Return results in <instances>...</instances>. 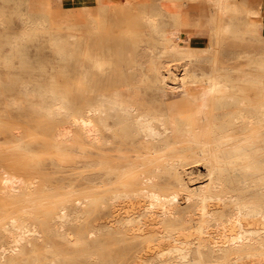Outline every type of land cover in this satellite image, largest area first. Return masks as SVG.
Instances as JSON below:
<instances>
[{
	"label": "bare ground",
	"instance_id": "1",
	"mask_svg": "<svg viewBox=\"0 0 264 264\" xmlns=\"http://www.w3.org/2000/svg\"><path fill=\"white\" fill-rule=\"evenodd\" d=\"M210 2L219 18L229 16L224 30L233 31L235 22L240 21L237 3ZM128 3L132 0L99 2L105 10ZM152 16L144 14L143 19L155 29ZM173 19L177 20L175 16ZM263 19L259 8L247 9L241 20L245 28L237 29L238 33H252L264 40V33H259ZM93 32L89 28L85 33ZM71 36L78 45L84 33ZM164 38L175 39L171 48L179 52H189L193 40L190 35L174 32L165 33ZM50 44L51 51L64 58L68 41L54 37ZM82 53L91 57L86 47ZM254 61L255 66L264 67V56ZM94 62L101 68V59L95 58ZM220 69L200 74L185 69L178 76L177 85L169 84L170 92L180 91L179 98L190 108L187 121L181 120L173 105L140 109L137 97L141 94L137 93L127 97L119 92L100 94L94 101L73 109L63 94L38 91L24 84L22 91L29 98L28 107L59 122L55 139L80 153L91 148L100 152L92 151L91 156L104 155L102 162L92 157L87 159L96 167H104L103 177H92L102 184L104 192L85 191L81 197L87 200L80 202H104L109 208L108 217L102 225L95 224L85 232L71 227L78 216L72 217L62 208L53 233L66 244L79 246L87 243V236L97 240L104 231L116 232L120 241L135 247L132 264H264V137L259 136L260 130L256 136H234L236 126L248 123L247 118H256L253 122L264 126V82L246 78L248 84L261 87L258 100L244 103L253 110L238 109L231 113L230 121L216 122L211 108L248 101L251 92L237 85L224 71L225 67ZM34 97L39 100H33ZM245 129L254 130L252 125ZM179 143H184L180 148L192 150L189 158H182L183 153L176 152ZM195 162L197 169L185 167ZM138 170L143 180L141 185L131 180ZM33 196L27 193L22 199ZM27 205L0 226V245L10 252L9 255L0 252V262L13 261L14 253L27 244L30 264H71L66 254L48 242L47 235L39 234L33 221L40 219L32 216L37 209ZM137 237L142 244L139 248ZM39 241L43 244V254L38 251ZM83 255L96 258L92 251Z\"/></svg>",
	"mask_w": 264,
	"mask_h": 264
},
{
	"label": "rangeland",
	"instance_id": "2",
	"mask_svg": "<svg viewBox=\"0 0 264 264\" xmlns=\"http://www.w3.org/2000/svg\"><path fill=\"white\" fill-rule=\"evenodd\" d=\"M100 1L0 0V226L10 215L19 213L21 206H35L37 211L32 216L40 219L33 221L39 234L47 235L48 242L68 256V263L132 264L135 247L120 241L116 232L104 231L97 240L87 236V243L79 246L66 244L53 233L62 208L70 216H78L71 227L85 232L95 224L102 225L108 217L109 208L104 202H80L87 200L81 197L85 191L104 192L102 184L92 180L96 175L103 177L104 167L87 162L91 157L102 162L104 155L91 156L92 151L100 153L91 148L80 153L55 139L59 122L28 107L29 98L22 91L23 85L38 91L61 93L73 109L94 101L100 94L119 92L127 97L137 93L141 94L137 97L140 109L173 105L174 112L182 121H187L190 108L179 98L180 91L170 92L169 84L176 82L177 85L178 76L185 69H194L200 74L219 71L222 66L237 85L251 91L248 101L211 108L213 120L230 121L231 113L238 109L253 110L244 103L249 104L261 96L260 86L244 80L250 77L264 82V67L254 65L256 57L264 56V40L252 33H238L237 29L245 28L241 21L245 11L261 9L262 0H233L238 5L240 19L235 22L233 31L224 30L229 16L219 18L210 0H199L200 18L195 26L207 29V38L196 46L191 40L189 52L172 50L175 39L164 38L165 33H173L179 24L162 11L160 5L165 0H132L109 10L102 9ZM144 14L153 15L155 29L147 25ZM38 22H42L41 25ZM183 25L189 23L186 21ZM89 28L94 32L86 35ZM79 32L84 33V37L77 45L71 34ZM54 37L68 41L64 58H58L51 51L50 41ZM84 47L91 57L83 55ZM95 58L101 59V68L95 66ZM254 120L256 118H247L249 124L237 125L234 136H256L260 130L259 136L264 137V126ZM248 125L254 130L245 129ZM183 145L179 143L176 152L183 153L182 158H189L192 150L180 148ZM129 152L133 153L132 148ZM68 153L71 155H66ZM185 167L197 169L198 163ZM131 178L132 183L143 184L139 170ZM27 193H32L33 198L22 199ZM135 241L139 248L140 238ZM7 249L0 245V252L9 255ZM38 251L44 252L41 241ZM91 251L96 255L93 260L83 255ZM28 255L29 245L25 244L14 253L13 261L4 260L0 264H30Z\"/></svg>",
	"mask_w": 264,
	"mask_h": 264
},
{
	"label": "crops",
	"instance_id": "3",
	"mask_svg": "<svg viewBox=\"0 0 264 264\" xmlns=\"http://www.w3.org/2000/svg\"><path fill=\"white\" fill-rule=\"evenodd\" d=\"M86 1V0H85ZM164 8H161L162 11L168 14V16H175L177 18V22L179 23L178 26L175 28L174 33H183L186 36H192V44L193 46L201 45L206 40V31L207 29L200 28L195 26V23L200 18V8L201 3L199 0H165L163 4ZM264 0H262V6L260 10L261 16L264 17ZM171 14V15H169ZM182 17V18H181ZM188 22V26H184L185 22ZM183 25V26H182ZM264 33V19H263V26L259 27V33Z\"/></svg>",
	"mask_w": 264,
	"mask_h": 264
}]
</instances>
